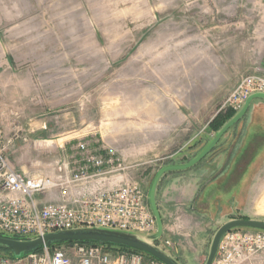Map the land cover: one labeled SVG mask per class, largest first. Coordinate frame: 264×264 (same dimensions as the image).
I'll return each instance as SVG.
<instances>
[{"label": "rangeland", "instance_id": "374dc122", "mask_svg": "<svg viewBox=\"0 0 264 264\" xmlns=\"http://www.w3.org/2000/svg\"><path fill=\"white\" fill-rule=\"evenodd\" d=\"M246 5L264 9V0H0L7 58L0 71V130L10 140L12 164L29 174H56L59 161L78 156L83 142L124 160L130 166L124 173L148 195L157 170L187 162L212 140L218 130L211 122L232 110L224 102L241 78L260 74L249 65L260 28L241 25L244 17L226 10ZM247 15L251 23L264 18V12ZM246 65L247 72L232 76ZM202 71L224 76L223 90L192 82ZM248 117L202 160L157 184L162 237L172 243L162 248L180 264L205 263L221 216L264 220L257 205L264 163L255 148L262 128L247 125ZM224 149L227 158L211 160ZM173 181L192 191L185 206L166 205ZM243 264H264V255Z\"/></svg>", "mask_w": 264, "mask_h": 264}, {"label": "built area", "instance_id": "2783aa9c", "mask_svg": "<svg viewBox=\"0 0 264 264\" xmlns=\"http://www.w3.org/2000/svg\"><path fill=\"white\" fill-rule=\"evenodd\" d=\"M264 92V76L247 74L224 104L236 113L247 97ZM0 130V235L17 239L79 227L150 235L157 223L140 182L114 152L100 153L78 142V156L59 161L56 174H29L7 154L10 140ZM169 247V239L154 240ZM264 255V230L236 228L222 237L212 264H243ZM0 264H164L143 252L90 242L63 243L26 252L0 253Z\"/></svg>", "mask_w": 264, "mask_h": 264}, {"label": "water", "instance_id": "95a60500", "mask_svg": "<svg viewBox=\"0 0 264 264\" xmlns=\"http://www.w3.org/2000/svg\"><path fill=\"white\" fill-rule=\"evenodd\" d=\"M254 99H263L264 92H254L250 94L243 106L232 117L219 128L212 140L208 142L197 155L185 163L180 164H168L157 170L152 183H150V189L148 194L149 205L151 212L155 216L157 223V230L154 234L147 235L136 232L121 231L116 229L98 228V227H79L74 229L60 230L55 232H49L43 236H36L27 239H17L11 236L0 235V249L9 250L13 256L20 257L26 252H31L40 249L43 246H51L54 244L71 243L72 242H92L97 244H106L114 246H123L131 249L139 250L152 257L158 259L164 264H180L173 256L169 255L161 245L154 243V240L161 237L163 233V219L161 217L157 202H156V188L161 177L171 171H178L188 169L202 160L217 144V141L221 139L223 134L236 124L246 114L250 101ZM236 228L264 230V220L256 218L235 217L227 220L220 225L212 237L209 252L204 264H212L218 249V245L222 237L230 230Z\"/></svg>", "mask_w": 264, "mask_h": 264}, {"label": "crops", "instance_id": "0c3cea01", "mask_svg": "<svg viewBox=\"0 0 264 264\" xmlns=\"http://www.w3.org/2000/svg\"><path fill=\"white\" fill-rule=\"evenodd\" d=\"M236 7H227L226 10L227 12H239L240 13V17L243 18L241 21H239L238 23H240L241 25L243 24V26H247V27H257V28H260V30L255 34L257 36V39L256 40V56L254 57L253 56V59H251L249 62H250V66L251 68H255L256 66H259L261 71H260V74L259 75H262L264 76V18L262 19H256L254 21V23H251V22H248L246 19L248 17L247 13L249 11L251 12H254L256 11L257 13L258 12H264V9H258L259 7H252V9H248L247 5L246 6H241L239 8V10L235 9ZM246 13V14H244ZM243 15V16H242ZM253 17V16H252ZM257 17V16H256ZM1 41H0V71L3 69H5L4 67H2V65H6L7 64V58L3 57L1 55V52H2V45H1ZM259 64V65H258ZM248 65V66H249ZM250 68V69H251ZM245 70V71H244ZM249 69L246 66H244L241 71H235V74L232 75L233 77L237 78V76L239 74H243L245 72H247ZM186 75V74H185ZM218 75H220L219 73H208V72H205V71H202V72H197V73H193L192 74V78H191V81L194 82L197 86H201V85H204V83H210V84H213V85H221L219 88L215 87V88H212V91L213 92H220L221 90H223V87L222 85L224 84H227V79L225 80V77L222 76V79H219ZM189 76V75H188ZM227 78V76H226ZM211 90V89H210ZM261 100V101H260ZM250 105H249V108L246 112V114L248 113L249 117L247 120H245L247 122V125L250 123V122H257L262 128L261 130H258L257 132L261 133L260 134H256V142H255V148L257 149V154L261 157L260 160H262V162L264 163V159H262V157L264 156V131H263V127H264V101L263 99H258L256 100L254 103L252 102V100L250 101ZM245 116V114H244ZM246 125V127H247ZM245 127V128H246ZM248 133V132H247ZM227 150L224 149L222 150V153L221 152H217L216 154L213 155V157L211 158V160L215 159L218 161H220V158H227ZM223 158V159H224ZM256 164L258 165V162L257 160H255ZM254 162V161H252ZM261 162V163H262ZM226 165H227V159L225 160L224 162V168H222L224 171H225V168H226ZM223 170H220L218 174H215V179H214V182L215 181H218L220 179V177L222 176V172ZM175 182H170L168 183V186L166 188V194L164 196L165 198V202H166V205L168 207H175V205L181 207V206H185L187 204V202H189L191 200V197H192V191H190L189 188L185 187V186H178L176 184H174ZM191 196V197H190ZM193 198V197H192ZM258 205V208L260 211H264V197L260 200V204H257ZM221 219V220H220ZM220 219L218 220V224H217V228L222 225L224 222L227 221V217H220ZM230 220V219H229ZM216 228V229H217ZM204 250V245H202V247L199 248V252H203ZM199 258L201 257L202 258V255L198 256Z\"/></svg>", "mask_w": 264, "mask_h": 264}, {"label": "trees", "instance_id": "16d2710c", "mask_svg": "<svg viewBox=\"0 0 264 264\" xmlns=\"http://www.w3.org/2000/svg\"><path fill=\"white\" fill-rule=\"evenodd\" d=\"M233 114H235V112L233 110H230L229 112H227L226 115H224L223 118L215 117L213 119V121L211 122L212 128L215 129V130H219V128H221L224 125V123L227 122V120H229L232 117ZM90 243H92V242H90ZM58 244L51 245V247L57 246ZM61 244H63V243H61ZM61 244H59V245H61ZM109 246L117 247V246H114V245H109ZM118 247L123 248L124 250L128 249V250H132V251H139V250H136V249H131V248H128V247H123V246H118ZM0 250L3 251L5 254L6 253L7 254H12L9 250H6V249H0ZM146 255L149 256L150 258H154V257H152V255L151 256L148 255V254H146Z\"/></svg>", "mask_w": 264, "mask_h": 264}, {"label": "flooded vegetation", "instance_id": "af4514ba", "mask_svg": "<svg viewBox=\"0 0 264 264\" xmlns=\"http://www.w3.org/2000/svg\"><path fill=\"white\" fill-rule=\"evenodd\" d=\"M228 167V166H227Z\"/></svg>", "mask_w": 264, "mask_h": 264}]
</instances>
